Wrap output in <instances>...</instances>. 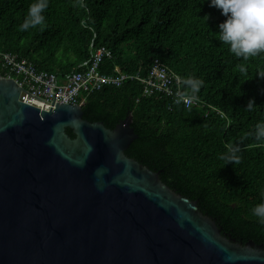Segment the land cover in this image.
I'll return each mask as SVG.
<instances>
[{
	"label": "trees",
	"instance_id": "trees-1",
	"mask_svg": "<svg viewBox=\"0 0 264 264\" xmlns=\"http://www.w3.org/2000/svg\"><path fill=\"white\" fill-rule=\"evenodd\" d=\"M33 2L0 0V51L63 74L88 58L92 41L94 48L106 47L110 56L101 70L113 73L117 65L132 77L87 95L83 118L113 128L131 115L138 137L125 154L196 200L222 235L264 248V223L253 214L264 203V139L255 136L264 121V78L258 74L264 54L235 57L219 40L227 17L210 0H49L45 23L22 31ZM156 61L181 77V93L196 104L160 92L143 95L137 76H147ZM0 75L14 76L1 64ZM189 79L203 81L195 95ZM250 100L255 104L247 108ZM233 147L240 162L226 164L221 157Z\"/></svg>",
	"mask_w": 264,
	"mask_h": 264
},
{
	"label": "water",
	"instance_id": "water-1",
	"mask_svg": "<svg viewBox=\"0 0 264 264\" xmlns=\"http://www.w3.org/2000/svg\"><path fill=\"white\" fill-rule=\"evenodd\" d=\"M54 98L0 75V264H264L125 154L131 115L108 128Z\"/></svg>",
	"mask_w": 264,
	"mask_h": 264
},
{
	"label": "built area",
	"instance_id": "built-area-1",
	"mask_svg": "<svg viewBox=\"0 0 264 264\" xmlns=\"http://www.w3.org/2000/svg\"><path fill=\"white\" fill-rule=\"evenodd\" d=\"M110 56V51L99 46L94 48L93 41L89 46V56L73 69L63 74L39 70L35 64L25 57L14 52L0 51V64L14 76L12 77L26 92L48 103L82 104L87 95L101 89L105 85L119 86L129 76L115 65L113 73H105L101 70L103 57ZM135 77V76H134ZM143 85V95L155 92L163 93L180 101L185 106L196 104L194 97L181 93V77L170 72L167 67L156 61L145 77H138Z\"/></svg>",
	"mask_w": 264,
	"mask_h": 264
},
{
	"label": "clouds",
	"instance_id": "clouds-1",
	"mask_svg": "<svg viewBox=\"0 0 264 264\" xmlns=\"http://www.w3.org/2000/svg\"><path fill=\"white\" fill-rule=\"evenodd\" d=\"M210 4L220 9L222 15L227 17L219 24V40L229 46V51L235 57L248 60L264 54V0H210ZM48 5L49 0H34L29 5L27 16L20 29L23 31L44 24V12ZM258 74L264 78V72ZM186 84L195 95L203 81L189 79ZM254 104V101L250 100L247 108H251ZM255 136L258 140L264 139V121L256 125ZM237 152L238 149L233 147L221 158L226 164L229 162L238 164L240 156ZM253 214L264 223V203L256 205Z\"/></svg>",
	"mask_w": 264,
	"mask_h": 264
}]
</instances>
